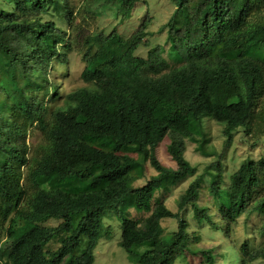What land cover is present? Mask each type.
Instances as JSON below:
<instances>
[{
    "label": "trees",
    "instance_id": "obj_1",
    "mask_svg": "<svg viewBox=\"0 0 264 264\" xmlns=\"http://www.w3.org/2000/svg\"><path fill=\"white\" fill-rule=\"evenodd\" d=\"M98 1L86 0L77 11L71 0H0V264H94L100 225L73 258L87 222L127 202L147 216L122 219L120 246L137 264H175L191 250L181 213L195 201L199 183L180 197L178 213L155 201L163 180L195 171L185 159L184 139L172 130L192 117L215 115L229 144L237 133L252 147L264 141V0H170L183 20L170 24L169 41L184 65L153 76L136 64L124 77L116 64L149 44V16L129 39L114 30L91 31L81 41L46 17L79 33L77 19L88 27V8ZM102 1L118 3L117 17L126 21L141 0ZM76 47L87 86L63 95L53 86V70L66 67ZM65 113L85 117L68 125ZM30 135L37 137L34 145ZM168 137L176 169L156 156ZM130 147L142 162L124 153ZM148 162L159 175L136 188ZM218 190L219 221L213 223L207 209L194 208V215L230 239L241 217L264 214V158L247 160ZM164 220L177 221V229L165 235ZM21 224L31 228L14 238ZM65 233L53 251L50 243ZM142 246L149 249L138 253ZM236 255L235 264H252L264 259V247L245 243ZM209 261L216 264L214 257Z\"/></svg>",
    "mask_w": 264,
    "mask_h": 264
},
{
    "label": "rangeland",
    "instance_id": "obj_2",
    "mask_svg": "<svg viewBox=\"0 0 264 264\" xmlns=\"http://www.w3.org/2000/svg\"><path fill=\"white\" fill-rule=\"evenodd\" d=\"M85 1L71 0L72 4L77 7V11ZM189 1L190 4L196 2V0ZM117 8L118 3H104L102 0L92 4L87 12L88 27L87 25L80 26L81 18L76 21L79 26V33L75 27L71 29L53 16L46 17L48 20H55L62 29L69 31L70 39L79 38L81 41V38L88 32L104 31L106 34H110L114 30H117L124 39H129L142 20L149 16L151 18V25L148 30L149 44L141 46L132 54L128 53L121 57L116 64L117 75L120 77L128 75L136 67V64L145 74L153 76L167 73L172 68L184 65H182L180 57L174 52L169 41L170 24L173 21L180 24L183 20L182 13L178 12L177 7L170 0H141L132 18L126 21L117 17ZM65 64L66 67L58 64L54 67L52 75L54 88L59 93L67 95L86 87L87 85L81 80L85 63H83L77 47L74 48L73 52L67 54ZM65 100V97L62 98L59 105H63ZM64 117L68 125H76L79 119L85 117V114L65 113ZM172 131L184 139L186 143L185 159L195 171L190 177L182 180L171 178L163 180L157 189L155 201L163 202L172 212L178 213L180 197L194 182L199 183L195 201L189 205L185 212L181 213L182 218L189 225L191 250L177 260L175 264H211L209 261L211 257H214L216 264H235L236 259L233 255L238 254L245 243L252 250L264 247V214L259 212L241 217L233 227L232 235L228 239L216 226L208 222L199 223L193 210L194 208L207 209L212 222L219 221L220 203L219 196L213 194L215 186L223 191L228 187L231 175L243 163L251 159L264 158V141L258 146L252 147L242 133H237L234 135L232 143L229 144L225 136L226 126L215 115L205 116L202 120L192 117L185 128ZM36 142L37 137L31 138L30 135L29 143L34 145ZM169 145L170 138L168 137L158 148L156 156L164 166L176 169V164L169 155ZM124 153L142 162L141 156L134 151L133 147ZM144 166L145 174L134 184L136 188L145 186L151 178L159 175L149 162L145 163ZM219 190L217 191L218 195ZM146 216L147 214L137 210L132 202H127L120 209L109 212L101 220L100 212H97L87 222L86 232L81 238L83 244L75 250L73 258L82 255L85 242L88 241L90 235L97 231L100 225L101 238H99L94 251V264H137L130 258L128 252L120 246L122 219H140ZM50 224L56 226L59 221L53 220V223ZM163 227L166 231L165 235H167L177 229L178 223L175 220H164ZM30 228V226L21 224L12 233V236L17 238ZM221 228L223 229V226ZM68 236L69 234L65 233L53 239L49 246L53 248V251L59 249ZM148 249V246H142L136 251L144 253ZM225 258L229 259L228 263ZM252 264H264V259L254 261Z\"/></svg>",
    "mask_w": 264,
    "mask_h": 264
}]
</instances>
